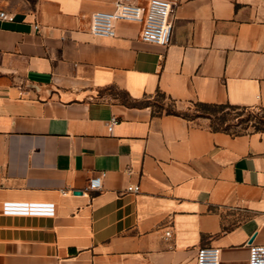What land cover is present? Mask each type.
Segmentation results:
<instances>
[{"label": "crops", "instance_id": "crops-1", "mask_svg": "<svg viewBox=\"0 0 264 264\" xmlns=\"http://www.w3.org/2000/svg\"><path fill=\"white\" fill-rule=\"evenodd\" d=\"M115 1L0 0V264H195L201 247L247 264L264 245V132L150 101L264 109V0H168L166 47L136 22L93 37L91 14ZM5 202L54 215H5Z\"/></svg>", "mask_w": 264, "mask_h": 264}, {"label": "built area", "instance_id": "built-area-1", "mask_svg": "<svg viewBox=\"0 0 264 264\" xmlns=\"http://www.w3.org/2000/svg\"><path fill=\"white\" fill-rule=\"evenodd\" d=\"M172 3L168 0H147L140 5L131 0H116L112 11H97L91 14L89 33L93 37L112 38L115 25L119 21L136 22L141 25L139 39L143 43L162 47L169 45L172 30ZM0 19L12 21V17L0 12ZM114 121L108 125L111 131ZM103 173L88 180L84 192L98 191L102 186ZM127 192L137 193L138 186H129ZM5 215L53 216L52 203L5 202L2 205ZM166 237L170 236L167 232ZM219 249L201 247L196 251L195 264H219ZM247 264H264V245H248Z\"/></svg>", "mask_w": 264, "mask_h": 264}, {"label": "rangeland", "instance_id": "rangeland-1", "mask_svg": "<svg viewBox=\"0 0 264 264\" xmlns=\"http://www.w3.org/2000/svg\"><path fill=\"white\" fill-rule=\"evenodd\" d=\"M154 100H161L158 99L156 96L152 99ZM160 102H164L168 104L169 102L167 100H161ZM184 108L180 111L186 118L195 120L198 123H203L205 126H208L210 129L214 130H226L229 133L233 134H249L253 132H261L264 131V123L259 124L260 118L264 117V110L260 108H250L246 110H238V111H230L228 109L224 110H217L213 108H202L198 107L194 104H187L183 106ZM154 111L158 112L156 107H153ZM218 111V112H217ZM214 112L219 113L218 116H222L225 114H230V116L224 117V122L218 126L215 121H210L205 118H196L198 115L202 114H212ZM239 114L240 116L238 118L245 119L247 117V114L250 116L249 121H243L242 123H239L237 120L238 118H233Z\"/></svg>", "mask_w": 264, "mask_h": 264}, {"label": "trees", "instance_id": "trees-1", "mask_svg": "<svg viewBox=\"0 0 264 264\" xmlns=\"http://www.w3.org/2000/svg\"><path fill=\"white\" fill-rule=\"evenodd\" d=\"M156 97L158 99H161V100L164 99V100H167L169 102L168 104H166L164 102L163 103L160 102L161 100H159V101H157V100L150 101L151 105L153 107H156L158 111H164L166 114L181 115L184 118H186L180 111H178L175 108L173 101L166 99V97L164 95L159 94V93L156 95ZM191 104H194V105H196L198 107H202V108H213V109H217V110L228 109L230 111H238V110L250 109V108L232 106V105H228V104H225V105H215V104L214 105H208V104H202V103H191ZM262 110H264V109H262ZM217 112H214L212 114H209L208 113V114H204V115L200 114L196 118H205V119H208V120H210L212 122L215 121L216 124L218 126H220L224 122V120H225L224 117L230 116V114H225V115H222V116H218L219 113H217ZM239 116L240 115L237 114L233 118L235 119V118H238ZM248 118H250V116L247 114V117L245 119L238 118L237 120L239 121V123H242L243 121H249ZM186 119H188V118H186ZM188 120H191V119H188ZM262 123H264V117L260 118L259 124H262ZM212 130H214V129H212ZM214 131L226 132V133H228L230 135H238V134L229 133L226 130H214ZM261 132H264V131H261Z\"/></svg>", "mask_w": 264, "mask_h": 264}, {"label": "water", "instance_id": "water-1", "mask_svg": "<svg viewBox=\"0 0 264 264\" xmlns=\"http://www.w3.org/2000/svg\"><path fill=\"white\" fill-rule=\"evenodd\" d=\"M81 192L79 191V192H77V194H80Z\"/></svg>", "mask_w": 264, "mask_h": 264}]
</instances>
